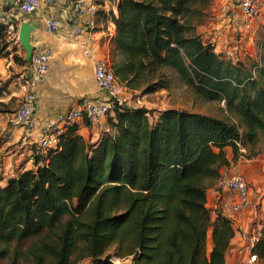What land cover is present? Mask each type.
I'll use <instances>...</instances> for the list:
<instances>
[{"label": "trees", "instance_id": "trees-1", "mask_svg": "<svg viewBox=\"0 0 264 264\" xmlns=\"http://www.w3.org/2000/svg\"><path fill=\"white\" fill-rule=\"evenodd\" d=\"M115 4L109 58L122 86L142 94L167 88L169 68L194 94L224 102L237 122L177 108L150 115L124 102L93 142L68 126L0 186V264H225L234 227L220 209L212 216L206 193L231 160L256 156L239 145L264 134V68L202 39L196 24L211 0ZM6 31L0 22V55ZM251 253L264 263V226Z\"/></svg>", "mask_w": 264, "mask_h": 264}, {"label": "crops", "instance_id": "crops-1", "mask_svg": "<svg viewBox=\"0 0 264 264\" xmlns=\"http://www.w3.org/2000/svg\"><path fill=\"white\" fill-rule=\"evenodd\" d=\"M74 1L76 0L44 2L34 13L23 15L11 12V0H0V22L6 29L11 30L9 34L15 37L13 43L17 48L22 47L16 37L17 29L21 22L27 21L34 25L30 32L32 53L48 47L52 49L49 68L36 81L32 109L33 126L27 139H22L25 130L20 126L9 125L7 117L23 100L24 90L17 77L32 73L31 61L25 65L15 62L13 53L20 54L24 49L12 51L11 45L6 47V54L0 55V186L5 185L8 177L33 166L32 154L37 148L36 141L44 121L75 107L82 96H105V92L95 85L92 70L95 58L105 54L114 34V24L109 12L116 14L117 0H94L97 7L95 26L81 33L71 34L75 23L70 9ZM217 3V9L223 13L211 25L216 28L212 32L215 35L212 39L216 38V44L219 45L225 41L226 32H223L230 26V17L225 15V8L231 1L217 0ZM260 7H264V0H260ZM47 16L58 19L63 27L55 33L46 32L43 20ZM79 20L78 17L75 18L78 23ZM87 49L90 57L85 56L84 51ZM14 101L17 104L13 108ZM85 121L88 120L80 119L76 123L77 132L91 142L98 139L101 129L108 130L107 124L96 127L87 125ZM230 166L238 170L250 185V207L241 211H230V202L235 198L231 191L218 194L207 192L206 206L220 209L231 219L234 227V236L225 254V264H253L248 261L252 254V238L258 236L264 226V155L239 159L235 163L231 162ZM211 213L214 216V211ZM209 244L211 246V237ZM82 263L90 264L87 260Z\"/></svg>", "mask_w": 264, "mask_h": 264}, {"label": "built area", "instance_id": "built-area-1", "mask_svg": "<svg viewBox=\"0 0 264 264\" xmlns=\"http://www.w3.org/2000/svg\"><path fill=\"white\" fill-rule=\"evenodd\" d=\"M53 0H11V12L30 15L37 11L42 3H52ZM260 0H239L238 7L243 18L246 19L245 26H249L250 20L258 13ZM71 18L75 25L72 26L71 34H78L84 30L93 28L96 23L97 7L94 0H76L71 5ZM79 18L80 22L75 21ZM60 21L54 17L47 16L43 20V28L48 33H55L62 28ZM85 56L90 57L89 49L84 51ZM52 55L51 48H45L32 53L31 56V74H20L17 78L23 87V100L17 109L12 111L7 117V123L13 126L22 127L25 132L22 139H27L29 131L33 126L32 109L35 98V85L39 77L43 76L48 68ZM93 79L97 88L105 92L103 97L82 96L78 105L58 113L41 125L37 147L43 151L56 146L60 136L65 129L76 124L80 119H87L89 125L99 127L105 117L111 115L117 104L124 103L121 97L122 86L113 71L110 63L104 57H97L93 65ZM243 152L245 151L242 148ZM231 191L235 198L230 202V211L236 212L250 207V187L248 182L239 171L232 173L221 171L215 183L207 190L208 193L218 194ZM258 239V236L252 238V242ZM248 261L253 264H261L257 261L256 255L251 254ZM78 264H83L79 262Z\"/></svg>", "mask_w": 264, "mask_h": 264}, {"label": "rangeland", "instance_id": "rangeland-1", "mask_svg": "<svg viewBox=\"0 0 264 264\" xmlns=\"http://www.w3.org/2000/svg\"><path fill=\"white\" fill-rule=\"evenodd\" d=\"M229 1H231V4L229 6L226 5L225 15L230 17V26L226 31L223 32V34L226 32L225 41L220 42V44L217 45L215 41L216 38L212 39L215 36L212 32L216 28H213L211 23L215 22L217 18L223 13L217 9V0H211V4L204 9L200 20L196 24L197 32L200 33L203 40L214 44L215 50L220 52L224 57H231L233 61L240 60L252 70L264 68V7H260L258 9V13L250 20L249 26L246 27V19L243 18L239 11V0ZM6 30L7 35L5 39L8 41L7 46L11 45L12 51L15 49H18L19 51V49L23 48L21 46V48H17V46H15L13 43L15 42V37L12 34H9L11 30ZM109 45L108 49L105 50V54H103L101 57L106 58L108 63H111L109 58ZM19 55L20 57L24 58L25 51L20 52ZM165 71L168 74L170 80L169 86L167 88H160L154 92L142 94L139 91L132 92L124 86L121 97L125 102L132 103L131 105L133 106H142L146 109H149L150 115L156 114L157 110H163L165 108H177L221 117L233 123L237 122V119L231 113V111L226 108L224 102L218 100H204L203 98L194 94L185 85H183L180 81V78L169 68H165ZM12 104L13 108L16 107L17 101H14ZM102 124H107V117H105ZM103 131L105 130L101 129L99 132L102 133ZM239 146V151L241 153L248 154L255 152L256 156H262L264 155V134H259L257 142L254 146L249 147V145H245L244 147L241 144ZM242 148L245 149L244 152ZM227 152L229 155L231 154L230 147H227ZM239 159L243 160L245 158L240 156L238 160ZM235 161L237 160H231L232 163H235ZM221 171L232 173L238 170L229 166L228 168L222 169ZM210 210L212 211V208H210ZM209 243L210 231L207 234V248L210 247ZM84 260H87L90 263L88 258L83 259L81 262ZM113 261L115 264H131L130 258L117 259L113 257Z\"/></svg>", "mask_w": 264, "mask_h": 264}, {"label": "water", "instance_id": "water-1", "mask_svg": "<svg viewBox=\"0 0 264 264\" xmlns=\"http://www.w3.org/2000/svg\"><path fill=\"white\" fill-rule=\"evenodd\" d=\"M34 29V25L27 21L20 23L17 29V40L25 51V60L27 62L31 61V56L33 52V46L30 43V32Z\"/></svg>", "mask_w": 264, "mask_h": 264}]
</instances>
